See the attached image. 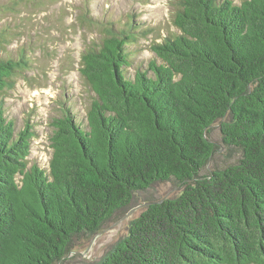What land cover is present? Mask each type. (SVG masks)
I'll use <instances>...</instances> for the list:
<instances>
[{
    "label": "trees",
    "instance_id": "1",
    "mask_svg": "<svg viewBox=\"0 0 264 264\" xmlns=\"http://www.w3.org/2000/svg\"><path fill=\"white\" fill-rule=\"evenodd\" d=\"M172 4L179 34L155 42L162 63L133 77L128 46L150 30L83 16L103 30L81 56L95 97L84 114L52 120L48 168L29 165L37 133L29 123L17 132L1 98L27 61L0 58V264H60L166 182L184 188L147 199L96 264H264V0ZM218 122L241 157L202 174Z\"/></svg>",
    "mask_w": 264,
    "mask_h": 264
},
{
    "label": "rangeland",
    "instance_id": "2",
    "mask_svg": "<svg viewBox=\"0 0 264 264\" xmlns=\"http://www.w3.org/2000/svg\"><path fill=\"white\" fill-rule=\"evenodd\" d=\"M172 1L0 0V30L8 34L7 43L0 45V58L17 60L23 54L27 61V66L14 77V87L1 98L5 114L15 122L17 132L29 123L37 133L29 165L48 168L52 120L68 108L84 114L95 97L80 73L81 56L87 48L100 43L103 30L82 22L83 16L113 21L118 28L133 21L139 30H150L147 38L128 46L131 66L126 73L133 77L137 70H148L151 61L162 63L151 48L155 42L179 34L173 24ZM209 138L218 150L202 174L233 164L241 157L240 151L223 145L220 122L212 126ZM183 188L166 182L137 193L128 210L119 212L98 235L77 240L73 252L60 264H96L116 241L128 234L131 222L146 209L147 199L176 197Z\"/></svg>",
    "mask_w": 264,
    "mask_h": 264
}]
</instances>
